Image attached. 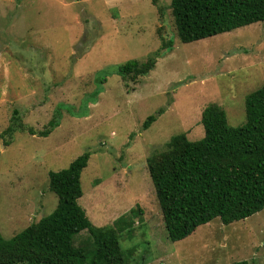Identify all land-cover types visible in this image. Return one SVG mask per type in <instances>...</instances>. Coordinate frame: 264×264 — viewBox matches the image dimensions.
Segmentation results:
<instances>
[{"label": "rangeland", "instance_id": "374dc122", "mask_svg": "<svg viewBox=\"0 0 264 264\" xmlns=\"http://www.w3.org/2000/svg\"><path fill=\"white\" fill-rule=\"evenodd\" d=\"M169 5L0 0L5 240L56 208L48 173L88 153L77 202L90 223L112 226L130 210L141 211L119 233L126 264H264V210L227 226L216 219L171 242L147 170V159L173 136L203 138L201 114L209 104L224 110L230 127L244 124L245 97L264 85V23L182 44ZM154 55V69L136 81L115 73L126 62ZM54 114L58 125L47 137L6 132L18 118L38 133ZM149 116L156 119L143 130ZM73 242L92 245L87 231Z\"/></svg>", "mask_w": 264, "mask_h": 264}, {"label": "trees", "instance_id": "16d2710c", "mask_svg": "<svg viewBox=\"0 0 264 264\" xmlns=\"http://www.w3.org/2000/svg\"><path fill=\"white\" fill-rule=\"evenodd\" d=\"M152 4L156 6V0ZM169 8L182 44L264 23V0H170ZM157 57L126 62L115 73L136 81L154 69ZM244 113V124L230 127L224 110L209 104L201 114V140L175 135L163 151L147 159L171 242L186 239L216 219L227 226L264 210V85L245 97ZM155 119L149 116L143 130ZM18 120L6 131L10 136L26 131L31 136L47 137L58 125L54 114L44 130L36 133ZM88 159L85 153L67 168L48 173L49 188L57 197L56 208L9 240L0 234V264H126L119 233L129 228L141 211L130 210L112 226H93L77 202L82 196L80 176ZM82 231L92 239L89 249L73 242Z\"/></svg>", "mask_w": 264, "mask_h": 264}]
</instances>
